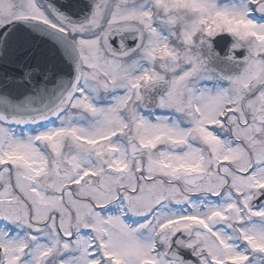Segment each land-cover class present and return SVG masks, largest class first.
<instances>
[{
	"label": "snow or ice",
	"instance_id": "1",
	"mask_svg": "<svg viewBox=\"0 0 264 264\" xmlns=\"http://www.w3.org/2000/svg\"><path fill=\"white\" fill-rule=\"evenodd\" d=\"M0 264H264V0H0Z\"/></svg>",
	"mask_w": 264,
	"mask_h": 264
}]
</instances>
